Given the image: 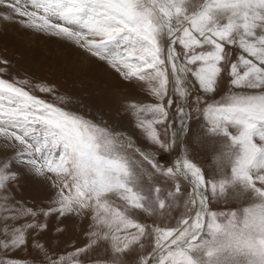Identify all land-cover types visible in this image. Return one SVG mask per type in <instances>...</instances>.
<instances>
[{
    "label": "snow or ice",
    "instance_id": "6c2138e0",
    "mask_svg": "<svg viewBox=\"0 0 264 264\" xmlns=\"http://www.w3.org/2000/svg\"><path fill=\"white\" fill-rule=\"evenodd\" d=\"M0 20L154 98L127 105L141 146L32 90L75 103L54 84L6 78L0 57V140L13 150L0 163V264H89L100 242L111 264L133 252L135 264H264V0H0ZM16 164L48 182L45 205L16 199ZM66 221H87L83 245L42 239Z\"/></svg>",
    "mask_w": 264,
    "mask_h": 264
},
{
    "label": "rangeland",
    "instance_id": "374dc122",
    "mask_svg": "<svg viewBox=\"0 0 264 264\" xmlns=\"http://www.w3.org/2000/svg\"><path fill=\"white\" fill-rule=\"evenodd\" d=\"M193 2L202 3L203 0H193ZM0 57H5L11 62L10 74L6 78L18 77L27 78L30 82L52 83L58 89L57 95L73 97L75 103L71 101L61 103L54 96L32 90L35 95L59 104L61 107L77 111L97 122H106L109 128L126 131L141 146L146 143L143 130L137 128L135 117L127 109L131 101L145 103L153 101L154 98L148 94L142 82L129 85L102 62L84 59L74 46H69L56 38L33 33L16 22L0 20ZM197 127L198 125L193 122V134ZM188 140L191 141V136ZM12 152L11 148L5 149L3 141L0 140V163L5 157H10ZM192 155L195 156L196 162L203 164L205 168L212 163V157L207 151L193 148ZM160 159L167 160L168 156L162 155ZM15 167L20 172L18 180L13 181L16 199L25 201L29 205H45L51 194L48 182L42 177L28 173L27 169L19 164ZM216 207L227 210L228 206L221 201L216 204ZM65 223L69 224L65 233L58 235L54 231L45 232L42 239L47 240L51 237L54 244L60 247H67L62 244L65 240L83 245L87 237L81 233L87 230V221H66ZM0 227H2V220H0ZM146 247L150 249L152 245L146 242ZM10 255L27 254L10 253ZM113 255L110 245L100 242L91 250L89 264H111ZM0 258L6 257L0 254ZM124 258L127 259L128 264H135L137 255L133 252Z\"/></svg>",
    "mask_w": 264,
    "mask_h": 264
}]
</instances>
